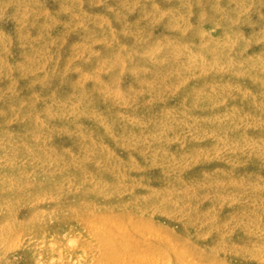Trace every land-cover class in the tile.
<instances>
[{"label":"rangeland","instance_id":"1","mask_svg":"<svg viewBox=\"0 0 264 264\" xmlns=\"http://www.w3.org/2000/svg\"><path fill=\"white\" fill-rule=\"evenodd\" d=\"M0 264H264V0H0Z\"/></svg>","mask_w":264,"mask_h":264}]
</instances>
